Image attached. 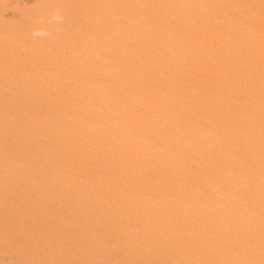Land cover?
I'll return each mask as SVG.
<instances>
[{
	"label": "water",
	"instance_id": "1",
	"mask_svg": "<svg viewBox=\"0 0 264 264\" xmlns=\"http://www.w3.org/2000/svg\"><path fill=\"white\" fill-rule=\"evenodd\" d=\"M0 264H264V0H0Z\"/></svg>",
	"mask_w": 264,
	"mask_h": 264
}]
</instances>
